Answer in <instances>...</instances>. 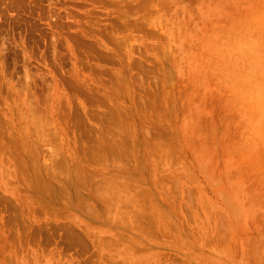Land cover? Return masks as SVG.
<instances>
[{"label": "rangeland", "instance_id": "1", "mask_svg": "<svg viewBox=\"0 0 264 264\" xmlns=\"http://www.w3.org/2000/svg\"><path fill=\"white\" fill-rule=\"evenodd\" d=\"M0 264H264V0H0Z\"/></svg>", "mask_w": 264, "mask_h": 264}]
</instances>
